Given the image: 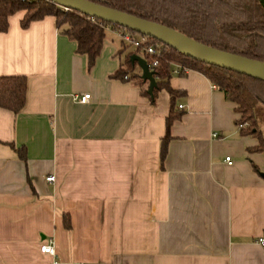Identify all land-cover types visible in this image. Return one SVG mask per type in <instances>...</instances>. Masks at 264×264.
Returning a JSON list of instances; mask_svg holds the SVG:
<instances>
[{
    "label": "crops",
    "instance_id": "obj_1",
    "mask_svg": "<svg viewBox=\"0 0 264 264\" xmlns=\"http://www.w3.org/2000/svg\"><path fill=\"white\" fill-rule=\"evenodd\" d=\"M24 14L0 33V77L27 79L24 109H0V264H264V155L224 93L188 71L173 105L152 103L148 83L112 78L113 29L88 69L53 17L23 29Z\"/></svg>",
    "mask_w": 264,
    "mask_h": 264
},
{
    "label": "trees",
    "instance_id": "obj_2",
    "mask_svg": "<svg viewBox=\"0 0 264 264\" xmlns=\"http://www.w3.org/2000/svg\"><path fill=\"white\" fill-rule=\"evenodd\" d=\"M88 1L166 26L214 49L264 62V0ZM19 12L25 13L20 22L23 29L33 22L53 17L55 27L60 33L76 44V54L86 57L88 69L93 67L100 55L107 28L128 31L75 11H65L46 0H0V33L7 32L9 18ZM143 38L145 45L157 46L161 51L157 58L158 67L154 71L156 88L152 97L149 96L152 103L156 93L164 90L169 94L173 105L176 95L179 94L169 86L174 65L199 72L234 105V112L241 116L236 121L237 126L250 124L247 128H239V132L255 138L258 145L252 150L264 155V82L195 61L151 38ZM121 45L126 49L122 41ZM122 52L123 48L118 54ZM133 54H140V49L125 54L120 70L112 78L122 82L136 81L139 85L145 84L140 75L134 73L137 65H132L129 60ZM142 57L148 63L151 62L149 56ZM185 75L180 73L177 76ZM142 92L147 95V90ZM26 97L25 77H0V109L18 114L25 107ZM181 116L182 113L173 111L172 107L165 120L166 133L160 146L161 162L170 140V127ZM254 169L258 172L257 168Z\"/></svg>",
    "mask_w": 264,
    "mask_h": 264
},
{
    "label": "water",
    "instance_id": "obj_3",
    "mask_svg": "<svg viewBox=\"0 0 264 264\" xmlns=\"http://www.w3.org/2000/svg\"><path fill=\"white\" fill-rule=\"evenodd\" d=\"M61 9L71 10L101 22L113 24L130 32L151 38L174 51L195 61L222 68L264 82V62L223 52L203 45L166 26L146 21L135 16L113 10L88 0H46ZM141 71V80L148 83L147 93L150 97L156 88L154 72L148 68L147 61L133 54L129 58ZM264 178V174L261 173Z\"/></svg>",
    "mask_w": 264,
    "mask_h": 264
},
{
    "label": "built area",
    "instance_id": "obj_4",
    "mask_svg": "<svg viewBox=\"0 0 264 264\" xmlns=\"http://www.w3.org/2000/svg\"><path fill=\"white\" fill-rule=\"evenodd\" d=\"M65 11H67V10H65ZM108 29H110V28H107V30ZM114 34L124 44H127V45L133 47V49H140V54L149 56L151 58V62L150 63L147 62L148 63V68L152 72L155 71V69L158 67L157 58L161 54V51L159 50V47L145 45V39L144 38H140L139 39V37L136 34L131 33L129 31H125V30H121V29H114ZM187 72H188L187 69H185V68H183V67H181L179 65H174L173 66L172 74L175 75V76L179 75L180 73L186 74ZM73 100L75 102H77V103L84 104V103H86L89 100V94H84L82 96L75 95L73 97ZM179 108H182V107L179 106ZM243 127H244V125H239L238 126V128H240V129L243 128ZM216 136H217L216 134H213V137H216ZM225 162L227 164H231L232 163L230 158H228V157L225 158ZM45 180L48 183H52V182H54V176H48ZM258 243L262 247H264V239L263 238H259L258 239ZM40 252L43 253V254H47V255L53 256L54 255V242H53V240L52 239L46 240L41 245Z\"/></svg>",
    "mask_w": 264,
    "mask_h": 264
},
{
    "label": "rangeland",
    "instance_id": "obj_5",
    "mask_svg": "<svg viewBox=\"0 0 264 264\" xmlns=\"http://www.w3.org/2000/svg\"><path fill=\"white\" fill-rule=\"evenodd\" d=\"M136 35L139 37V39H140V38H143V36H141V35H139V34H136ZM106 36H107V37H110V34H109V33H106ZM116 42H117V41H116ZM125 47H126V49H125L124 47H122L125 53L133 52V47H131V46L127 45V44H125ZM139 55H140V56H143L142 54H139ZM239 117H241V116H239ZM243 125H244L245 128H247V127H249L250 124H249V123H244ZM263 174H264V173H263Z\"/></svg>",
    "mask_w": 264,
    "mask_h": 264
}]
</instances>
